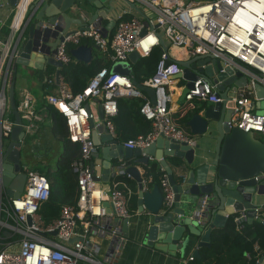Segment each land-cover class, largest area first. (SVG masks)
Masks as SVG:
<instances>
[{
  "label": "built area",
  "instance_id": "1",
  "mask_svg": "<svg viewBox=\"0 0 264 264\" xmlns=\"http://www.w3.org/2000/svg\"><path fill=\"white\" fill-rule=\"evenodd\" d=\"M35 1L15 0L11 4L8 0H0V8L11 13L5 32L1 29L3 21L0 19V264H112L98 256L99 246L91 242L90 237L97 235L104 224L100 220L108 213L104 201L110 203L112 215L120 219L129 218V188L125 180L118 178L129 174L125 171L127 162L124 161L111 170L112 179L108 186L90 167L88 160L97 147L91 138L90 119L98 115L97 109L89 105V100L97 99L103 109V117L99 122L95 120L94 127L102 123L113 137L119 139L113 121L117 113V98L143 97L140 111L151 121V129L145 134L119 139L129 148L144 147L160 134L193 146L195 137L178 125L168 106L172 97L170 83L182 70L177 60L211 53L230 64L233 73L239 70L250 82L258 80L264 84V0H138L143 13L120 18L113 33L107 34L101 24L91 23L87 28H74L58 40L55 57L62 64L73 58L68 45L81 44L83 38H90L98 49L107 54L111 63L126 60L134 49L141 55L147 54L159 46V36L168 47L162 50L155 72L141 82L154 88V102L146 90L136 86L131 74L111 72V67L107 66L97 70L76 93L72 92L61 73L57 79L55 71L47 78V82L54 85L43 93V100L62 113L69 139L79 142L81 150L80 156L71 162L77 173L76 201L63 203L58 215L50 222H46L39 211L42 202L50 195V181L44 172L22 165L25 182L16 196L7 193L3 181L4 139L8 141L15 123L9 107L8 88ZM16 98L17 109L26 121L23 122L24 130L31 134V128L41 120V114L33 107L34 96L28 87L22 86ZM194 98L201 102L221 99L215 84L202 75L184 94L189 103ZM231 99L233 106L227 124L245 131L264 133V111L252 110L254 91L246 85L238 86ZM252 177L257 183H264V170ZM147 182L148 178L143 177V190L147 188ZM158 184L163 194L161 207L165 211L170 210L174 206L175 192L166 171L161 173ZM206 201L207 197H202L189 215L204 228L208 225L203 215ZM255 216L264 220L259 207H255ZM233 218L237 229H241L248 215L241 210L233 213ZM3 231L11 233L4 234ZM118 232L117 226L111 229L113 235H118ZM194 258L193 253L189 254L183 264H194Z\"/></svg>",
  "mask_w": 264,
  "mask_h": 264
},
{
  "label": "water",
  "instance_id": "2",
  "mask_svg": "<svg viewBox=\"0 0 264 264\" xmlns=\"http://www.w3.org/2000/svg\"><path fill=\"white\" fill-rule=\"evenodd\" d=\"M113 1L36 0L20 41L22 51L16 58V62L42 70H45L47 65H54L57 79L63 64L55 57L56 45L64 34L72 32L76 27L87 28L91 23L102 25V19L108 12L123 4L143 13L138 0H115L119 3L118 5H113ZM9 2L14 4L15 0H9ZM111 21L115 22V20ZM71 24H75L76 27H71ZM102 27L105 33H108L110 25L106 24ZM159 46L162 50L168 47L161 36H159ZM93 47L98 48L96 44H78L69 52L76 60L89 62L93 56ZM39 55L40 59L37 58ZM140 56L141 53L134 49L128 54L126 60L114 61L111 72L130 75L132 64ZM177 62L182 66V70L174 76L184 80L182 96L188 88L193 86V81L202 75L215 84L217 94L221 97L216 102H202L186 110L187 114L190 113L186 121L190 131L193 134H210L213 138L214 144L211 150L203 151L198 149V143L191 146L185 141L170 139L162 134L144 147L129 148L121 140L113 137L104 124L99 123L94 127L95 119H90L91 138L99 147L93 155L100 156L99 169L92 159L89 162L90 167L100 175L102 181H108L111 170L116 169L122 162H127L125 171L137 181L139 210L147 212L137 223L136 232L141 236L143 244L159 248L164 244H172L181 237L183 240L185 237L188 239L190 234L199 236L197 246L208 245L211 228L222 225L229 214L245 210L248 215L247 222H251L255 215V207H259L260 212H264L262 211L264 210V199H262L264 183H257L252 177L264 170V141L253 131L229 126L226 122L232 111L231 97L234 96L238 86L246 85L252 89L255 93V101L264 111V84L258 80L250 82L239 70L233 73L230 64L211 53L195 54L178 59ZM133 82L137 87L146 90L151 101L154 102V88L134 79ZM14 86L15 77L8 88L9 107L15 123L2 150V166L6 191L9 195L16 196L23 189L25 182V173L21 171V157H27L29 151L34 148L47 147L56 138L49 127L39 129L34 138H31L30 133L25 132L23 118L16 106ZM96 109L98 118L101 119L103 109L100 102L97 103ZM156 148L161 150L157 151ZM60 153H57L54 164L57 163ZM165 154H171L183 160L180 166V180L174 176L172 168L164 158ZM29 157L30 161H34L33 154L30 153ZM153 157L157 159L160 168L168 173L175 192V207L173 206L170 210L161 209L163 194L158 183H154L150 188L147 186L145 190L142 189L143 177L136 164L147 165ZM47 168L52 167L49 165ZM204 196L207 197V201L203 215L208 225L205 228L198 225L199 230L197 228L191 230L192 227L189 224L193 218L185 216L184 209L176 207L177 202L186 198L189 201L193 198L200 200ZM103 204L108 207V211L111 210L108 201H104ZM177 214L182 217L178 218ZM119 219L115 218L117 221ZM121 220L124 227L128 226V218ZM3 233L11 232L3 231ZM183 233L186 236L183 237ZM112 242L109 252L115 240ZM195 253L198 254V251L195 250ZM253 264H264V247Z\"/></svg>",
  "mask_w": 264,
  "mask_h": 264
},
{
  "label": "trees",
  "instance_id": "3",
  "mask_svg": "<svg viewBox=\"0 0 264 264\" xmlns=\"http://www.w3.org/2000/svg\"><path fill=\"white\" fill-rule=\"evenodd\" d=\"M130 15H121L120 18H128ZM81 44L94 45L90 38L80 40ZM74 45L69 44L68 50ZM93 56L89 62L71 59L63 64L60 73L70 86L73 93L79 92L87 84L88 80L100 68L111 67V60L107 54L98 48L92 49ZM162 48L153 47L147 54L141 55L132 64L131 76L137 82H143L151 76L161 58ZM55 71L54 65H47L45 70L40 71V79L44 93L54 83H48L47 78ZM44 75L46 79H44ZM141 96H120L117 98V113L113 116L116 127V135L124 140L145 134L151 129V121L140 111L143 102ZM46 119L55 137L62 140L63 150L53 168H47L44 173L50 181V195L42 202L39 209L41 216L46 222L52 221L59 212L63 203H74L77 198V173L71 167V162L81 154L80 143L71 141L68 137V130L65 117L53 105L46 103ZM187 110V109H186ZM190 113H185L181 119L186 123ZM11 116L12 113H11ZM177 122V121H176ZM33 165L38 166L33 163ZM163 170L159 163L150 162L144 167V177H152V180L159 183V177ZM179 179V176H175ZM132 186L129 177H122ZM149 186V182H148ZM264 247V220L260 217H253L251 222H246L241 229H237L233 213L229 214L222 225H215L211 228L208 245H201L196 248L198 254L194 253V264H253L258 256L260 248Z\"/></svg>",
  "mask_w": 264,
  "mask_h": 264
},
{
  "label": "crops",
  "instance_id": "4",
  "mask_svg": "<svg viewBox=\"0 0 264 264\" xmlns=\"http://www.w3.org/2000/svg\"><path fill=\"white\" fill-rule=\"evenodd\" d=\"M9 1V0H8ZM119 3L117 1H113V5H118ZM123 4V3H122ZM139 4V3H138ZM140 15V13L130 7L127 4H123L122 6H117L114 9H111L110 12H108L107 16L102 19V25H110V28L108 29L107 34H111L115 30V26L117 21L119 20L120 15ZM10 11L6 8H0V19L3 21V24L1 26V29L3 32L8 30V24H9V18H10ZM111 20H115L114 23H112ZM71 27H76L75 24H71ZM105 32V31H104ZM94 44V43H93ZM96 48V47H95ZM171 52H174L171 50ZM188 57V56H187ZM185 57V58H187ZM40 59V55L37 57ZM74 58V57H73ZM75 59V58H74ZM113 64V63H112ZM111 64V66H112ZM14 77H15V86H14V93H15V99L18 97V90L20 87L25 86L29 89H33V87H37L39 90V94L34 97L33 100V107L34 109L41 114V120H38L34 127L31 128L32 133L31 137H36V133L39 129L44 127H50L48 120L46 119V104L43 102V93L45 89L42 87L41 79H40V71L42 69H36L34 67H26L23 64L17 63L14 68ZM52 76V75H51ZM44 79H46L44 75ZM172 82L170 83V91L172 93L171 100L168 102V106L171 109V113L174 117V119L177 121L178 125L183 128L185 131H187L189 134L195 137V144L198 143L199 147L198 149H204L211 150L213 147V138H211L210 134L200 135V134H193L187 123L184 124L181 117L186 113V109L189 108L192 109L197 104L202 103L199 99L194 98L191 103L186 101L184 99V96H182L183 91V84L184 80L175 76L172 78ZM52 87V86H50ZM32 92V91H31ZM33 94V93H32ZM34 96V95H33ZM97 99L89 100V105L91 107L97 108ZM252 110L255 111H263L261 110L259 103L254 102L252 106ZM96 122H99L100 119L98 117L95 118ZM23 122L26 123V121L23 119ZM117 133V132H116ZM257 137L262 139L264 141V133L256 132L255 133ZM57 138V137H55ZM59 139V138H58ZM61 140V139H60ZM62 141V140H61ZM194 144V145H195ZM193 145V146H194ZM99 149V147H96L95 152ZM157 151H160V148H156ZM40 149L34 148L30 151H37L39 152ZM63 150V143L61 142V147L58 152H62ZM95 152L92 153L90 156L88 162L90 160H94L96 162L95 166L99 169L100 167V156L93 155ZM56 155L57 152L55 151ZM34 157L36 158L34 161H32L34 164L38 163L39 165V159L37 157H40L38 154H34ZM61 154V153H60ZM60 156V155H59ZM164 158L168 165L172 168V172L174 176H179L181 179V163H183V160L171 155V154H165ZM157 162V159L154 157L149 160L150 162ZM55 163V161H54ZM51 164V167H55L56 164ZM33 165V164H32ZM37 165V164H36ZM90 165V164H89ZM140 174L142 177H144V164L137 163L136 164ZM47 168V167H46ZM51 169V168H50ZM96 170V168H95ZM126 175L118 176V178L123 179L122 177ZM129 177L131 182L133 183V186L128 182H126V186L129 188V196L127 200V208L130 213L129 220H128V226H123V222L121 219L118 221L115 220L116 216L112 215L110 211H107L108 213L100 218L103 226L101 227V230L99 233L93 237H90L91 242L97 244L99 246V254L98 256L100 258L108 260L112 264H183V260L191 253H195L197 246V240L199 239V236H192L190 233V236H188V239L183 240L176 239L172 244H164L163 246L159 247H151L149 245L143 244L140 239V235L136 232V226L139 222L140 218L145 216L147 212L145 210L140 211L139 210V204L137 202L138 198V187H137V181L132 177L131 175L126 176ZM112 178L110 177L108 181H102L103 183L109 184L111 183ZM124 180V179H123ZM149 182V186H148ZM147 186L150 188L153 186L154 183H157L152 180V177H148ZM263 197V196H261ZM264 199V198H262ZM198 198H193L192 201H189V199H181L179 202H177L176 207H182L184 209L185 216L192 213V211L195 209V207L198 204ZM175 207V205H174ZM163 210V208L161 207ZM165 211V210H164ZM264 211V210H262ZM59 213V212H58ZM264 213V212H263ZM177 217H182L181 215L177 214ZM227 217V216H226ZM117 226V229L119 228L118 235L111 234V229ZM189 226L193 228H197L199 230V227L195 220H191ZM126 227H127V234H126ZM138 230V227H137ZM195 231V230H194ZM186 234V232H185ZM184 233L182 234L183 237L186 236ZM188 234V233H187ZM115 240V243L113 247L111 248L109 252V247L112 245V241ZM186 240V241H185ZM185 241V242H184ZM263 249L260 248L258 253Z\"/></svg>",
  "mask_w": 264,
  "mask_h": 264
},
{
  "label": "rangeland",
  "instance_id": "5",
  "mask_svg": "<svg viewBox=\"0 0 264 264\" xmlns=\"http://www.w3.org/2000/svg\"><path fill=\"white\" fill-rule=\"evenodd\" d=\"M183 50V49H182ZM182 56V55H181ZM108 58V57H107ZM34 95V97H36V95L39 94V90L37 87H33V89H30ZM256 133V132H255ZM61 140L56 138L53 139V141L47 146V147H41L39 148V152L37 151H29L28 156L27 157H21V164H27L30 168H34L37 169L41 172H44L49 165L53 164L56 158V153L55 151L58 153L60 147H61ZM6 144V138L4 139V146L5 147ZM30 153H34V154H39L41 157H37V159H39V165L35 167V165H32L33 162L30 161L31 158L29 157ZM36 158H33L32 160H35Z\"/></svg>",
  "mask_w": 264,
  "mask_h": 264
},
{
  "label": "flooded vegetation",
  "instance_id": "6",
  "mask_svg": "<svg viewBox=\"0 0 264 264\" xmlns=\"http://www.w3.org/2000/svg\"><path fill=\"white\" fill-rule=\"evenodd\" d=\"M32 138V137H31ZM8 140V139H7ZM24 154V153H23ZM39 155V154H38Z\"/></svg>",
  "mask_w": 264,
  "mask_h": 264
}]
</instances>
